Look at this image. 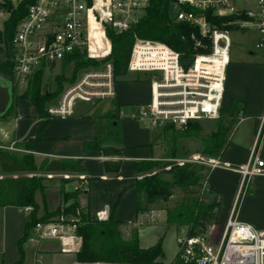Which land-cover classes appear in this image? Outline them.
I'll list each match as a JSON object with an SVG mask.
<instances>
[{
    "label": "built area",
    "instance_id": "2783aa9c",
    "mask_svg": "<svg viewBox=\"0 0 264 264\" xmlns=\"http://www.w3.org/2000/svg\"><path fill=\"white\" fill-rule=\"evenodd\" d=\"M24 1L0 0V66L8 58L11 60L15 88L27 87L32 75L40 70L44 76L47 71L58 68L61 71L65 58L75 53L88 59L94 58L98 51L104 55L111 53L109 33L119 35L130 30L143 18L150 3V0H33L7 47L6 23ZM169 16L173 23L196 29L189 35L193 57L182 59L179 52L166 44L135 38L128 72L145 76L150 84L151 101L142 107L141 118L152 127L183 132L191 123L218 119L233 33L254 35V48L262 56L264 67V0H172ZM188 60L190 66H183L182 62ZM115 95L114 68L109 61L102 70L78 77L47 112L53 118L65 119L73 115L76 101L91 102ZM10 147L14 149V144ZM195 162L210 169L219 166L213 157H199ZM180 165L184 166V162L180 161ZM263 167L264 161L255 154L241 171L244 180L259 175ZM32 210L23 208L29 214ZM78 215L62 214L37 222L32 235L38 242L56 241L64 254L75 253L82 244ZM95 216L99 221L107 220L109 208ZM177 243V255L185 264H264V230L239 222L233 214L218 241H210L206 233L178 237Z\"/></svg>",
    "mask_w": 264,
    "mask_h": 264
},
{
    "label": "crops",
    "instance_id": "0c3cea01",
    "mask_svg": "<svg viewBox=\"0 0 264 264\" xmlns=\"http://www.w3.org/2000/svg\"><path fill=\"white\" fill-rule=\"evenodd\" d=\"M255 56L249 50L247 59L236 61L230 54L222 110L239 113L229 129L223 153L216 158L219 166L208 168L203 185V199L207 203L219 202L212 229L224 227L233 214L239 222L264 230V167L259 175L248 181L241 173L255 154L264 161V67L262 56ZM129 74L125 80L115 83L116 98L107 105L73 113L65 119L53 118L29 151L39 165L45 159L75 160L85 170V175L72 176L75 181L67 184L65 191H78L77 203L91 215L95 216L107 207L110 213L114 208L115 219L127 224H131L137 214L133 186L137 179L136 163L162 161L158 172L164 179H170L173 167L180 165V161L188 165L202 157L198 148L165 159L166 128L152 127L140 116L142 107L151 101L149 81L139 77L129 79ZM216 85H219L218 80ZM13 105L11 116L0 118V134L1 140L13 143L15 147L36 138L45 121L26 100L18 98ZM192 139L195 138L180 141L189 145ZM94 141L102 148L119 149L121 154L105 156L100 150L86 151L85 144ZM181 145L179 142L178 146ZM105 162L113 166L120 164L119 171L108 175ZM83 176L87 180L80 181ZM36 202L41 216L44 208L40 197L36 196ZM9 207L1 209V217ZM159 212L165 213L153 211L144 216L149 219ZM144 216L139 215L142 219ZM36 248L38 260L44 264H78L73 254L60 252L56 241L38 242Z\"/></svg>",
    "mask_w": 264,
    "mask_h": 264
},
{
    "label": "trees",
    "instance_id": "16d2710c",
    "mask_svg": "<svg viewBox=\"0 0 264 264\" xmlns=\"http://www.w3.org/2000/svg\"><path fill=\"white\" fill-rule=\"evenodd\" d=\"M172 0H150L146 13L140 22L123 34L116 35L109 33L112 42V60L114 77L125 78L128 75V63L135 38L159 42L170 46L179 52L182 59L192 58L194 50L190 42L189 35L196 29L188 24L173 23L169 16V5ZM33 0L24 1L18 9L14 10L9 21L6 23V45L9 47L16 25L24 16L26 8ZM220 24V21H216ZM94 60L87 59L86 55L75 53L66 57L62 63L61 71L56 76L57 89L53 92H43L44 71L40 70L32 75L24 92L18 98L27 101L28 105L35 108L37 116L44 119L45 124L39 131L36 138L29 140L19 147L31 151L35 142L40 140V135L48 123L53 119L47 112V104L57 95L64 91L65 83H73L77 79L78 73L89 66L98 65ZM72 69L71 77L66 75L67 70ZM0 76L8 79L12 85L14 83L13 65L8 60L0 66ZM117 81H115L116 83ZM15 89V87L13 86ZM116 97H114L115 99ZM234 114L239 113L232 111ZM166 129L174 130L167 127ZM202 128L198 123L189 124L183 132H176L170 140L171 151L165 149V159L178 157V141L183 139L198 138ZM229 129L218 124L216 131L206 135L202 140L201 155L204 157L217 158L221 156L226 145ZM86 151L100 150L105 156L120 155L121 150L115 148H102L94 141L86 143ZM162 161H143L136 163L135 172L137 175L134 188L136 190V211L137 214L131 224H134L139 215L148 213L152 205L166 203L175 193L176 189H187L196 187L204 179L206 168L197 164L176 165L172 169L171 179L166 180L158 172ZM0 168L6 175L0 180V211L4 207H32L30 220L25 224L24 235L20 238L19 244L29 239V232L37 222L48 221L54 217L64 215H77L80 206L77 203L78 191L64 193L65 201L73 202L70 206H65L56 211H48L44 208V214L39 216V206L35 200V194L44 193L45 187L42 180L36 176H22L37 170L34 164V156L30 153L19 158L16 155L0 150ZM120 164L112 165L105 162V171L108 175H113L119 171ZM46 174H69L85 175V170L75 161L67 159H45L38 169ZM208 172V171H207ZM14 175H17L16 177ZM87 180L85 176L81 178ZM219 202L217 200L207 203L201 198H191L176 204L172 208L161 209L166 213L167 231L185 228L187 235L195 237L207 233L208 228L213 226L217 218ZM78 215L80 224L78 234L82 239L80 250L74 254L78 264H158L164 257L162 250V240L157 245L144 249L140 247L139 230H134L129 240L122 239V226L131 224L122 223L115 219L114 208L110 210L107 220L99 221L96 216L91 215L86 210H81ZM22 257V256H21ZM21 261L13 264H20ZM173 264H185L178 255Z\"/></svg>",
    "mask_w": 264,
    "mask_h": 264
},
{
    "label": "rangeland",
    "instance_id": "374dc122",
    "mask_svg": "<svg viewBox=\"0 0 264 264\" xmlns=\"http://www.w3.org/2000/svg\"><path fill=\"white\" fill-rule=\"evenodd\" d=\"M231 38L233 42L231 48L232 60L242 61L244 59H247L249 50L251 51L254 50L256 54L255 56L256 58L260 57V54L257 51H255L254 48L255 37L253 34L248 33L245 35H241L240 33H233ZM109 41L111 44V53L104 55L102 52L99 53L98 51V54H95L94 58H91V60H94L99 64L97 66L96 65L89 66L81 70L77 75L76 81L78 80V77H80L83 73L102 70L104 68V64H106L109 61L112 62V60L110 59L112 54V42L111 40ZM59 73H60L59 68L56 69V71L46 72L42 87L43 92L53 93L57 89L55 78ZM66 75L68 77H71L72 75L71 68L67 70ZM137 77L142 78L143 80L146 79L145 76L143 75H136L133 73L129 74V79L130 78L136 79ZM125 79L126 78L115 79L114 77L115 81H122ZM76 81H74L73 83H75ZM73 83H65L64 89ZM0 84L4 86H8L10 88L12 100L7 112L5 113L6 115L5 117L11 116V112L14 107L13 103L15 102L16 99H18V96L24 92L26 86L16 87L14 89L12 83L3 76H0ZM59 99H60V94L57 95L55 98H53V100L47 104V107L56 106L59 102ZM111 99L112 98L94 99L91 102L76 101L73 113L78 114L81 112H86L89 108H94L99 106L101 107L103 105H107L109 102H111ZM3 116H0V118ZM237 116L238 113L236 114L231 112L228 113L222 110L219 114L218 119L216 120H203L196 122L202 128V132L200 136L198 138L189 140L191 143L189 145H183L185 143H181L182 141H178V144L179 142L180 144H182L181 147L178 146L179 149L177 153L178 156L183 155L187 149L190 151H194L199 148V153H201L203 138L206 135H209L210 133L216 131L218 128V124H222L226 128L230 129L233 123L235 122ZM0 128H1V124H0ZM165 132L167 135L164 143L165 149H167L168 152H170L172 147V145L170 144L171 143L170 140L173 138L176 132H180V131L165 129ZM2 138L3 137L0 134V150L16 155L19 158L30 154L28 150H25L24 148L19 147L18 145H16L14 149H10L11 144L4 140H1ZM201 158L206 159V157L204 156H202ZM34 164L37 170L35 172H31L30 174H26L22 176H32V177L36 176L37 178H40L42 180V184L45 187V191L43 194H41L40 192H37L35 194V200H36V196L40 197L41 207L47 209L48 211H56L59 209V207L61 209L65 206L72 205L73 204L72 200L68 202L65 201L64 193H70V194L73 193V192H66L65 187L67 184L69 183L71 184L72 182L75 181V179L72 178V176L74 177L75 175H65V174L57 175V174L43 173L38 170L42 165V163L40 165L37 164L35 157H34ZM191 164H197V163H191ZM197 165L203 166L200 164ZM204 167L206 168V171L204 172V179L201 181L199 185L187 189H176L174 195L166 203H157L152 205L150 207L152 210L149 211L148 214H150L153 211L156 212L163 211L161 209L164 208L165 209L172 208L176 204H179L180 202L184 200H189L191 198L203 199L202 190L205 182V177L208 171V167L207 166ZM5 176L6 175L2 172L0 168V180L5 178ZM14 176L16 177L17 175ZM168 179L169 177L166 180ZM79 180L84 181L81 178ZM81 210L85 211L83 208L80 207V210L79 209L77 210V215L80 212L82 213ZM43 214H44V210L42 209L41 215ZM141 215L144 216L145 213ZM29 218H30L29 214L24 213L23 208L14 207V206H10L9 208H7L4 215L2 217L0 216V251H1L0 264L2 262L5 264H13L19 261H21L20 264H44V262L38 260L39 258L36 255L37 253L36 246L38 242L36 240V237L32 235V232H29L30 240L28 239L25 242L19 244L20 238L24 235L25 232V222H28ZM149 220L151 224L148 225ZM165 224H166V213L164 212H159L149 219L145 216L143 219L138 217V220L134 224L121 227L122 239L124 241L129 240L132 235V232L134 230H139L141 237L140 247L147 249L154 245H157L160 239L163 237L162 250L164 252V257L160 260L158 264H173L179 248L177 243V238L185 237L187 235V230L185 228H182L180 229V231H176L175 229H171L167 231ZM211 227L212 226H210L207 231V234L209 235V239L212 242L218 241L220 239L223 227L221 228L219 227L217 229H212ZM75 253L72 254L74 255ZM95 264H107V263H95Z\"/></svg>",
    "mask_w": 264,
    "mask_h": 264
},
{
    "label": "water",
    "instance_id": "95a60500",
    "mask_svg": "<svg viewBox=\"0 0 264 264\" xmlns=\"http://www.w3.org/2000/svg\"><path fill=\"white\" fill-rule=\"evenodd\" d=\"M191 61H183L182 65L185 67L190 66ZM12 100V95L10 92V88L8 86H4L0 84V116L5 115L7 112Z\"/></svg>",
    "mask_w": 264,
    "mask_h": 264
}]
</instances>
